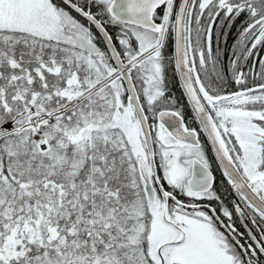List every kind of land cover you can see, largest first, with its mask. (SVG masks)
Returning a JSON list of instances; mask_svg holds the SVG:
<instances>
[{
  "label": "snow or ice",
  "instance_id": "1",
  "mask_svg": "<svg viewBox=\"0 0 264 264\" xmlns=\"http://www.w3.org/2000/svg\"><path fill=\"white\" fill-rule=\"evenodd\" d=\"M0 264H264V0H0Z\"/></svg>",
  "mask_w": 264,
  "mask_h": 264
}]
</instances>
